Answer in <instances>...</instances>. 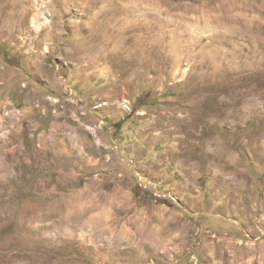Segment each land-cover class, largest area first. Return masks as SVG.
I'll use <instances>...</instances> for the list:
<instances>
[{
  "label": "rangeland",
  "instance_id": "1",
  "mask_svg": "<svg viewBox=\"0 0 264 264\" xmlns=\"http://www.w3.org/2000/svg\"><path fill=\"white\" fill-rule=\"evenodd\" d=\"M0 264H264V0H0Z\"/></svg>",
  "mask_w": 264,
  "mask_h": 264
}]
</instances>
